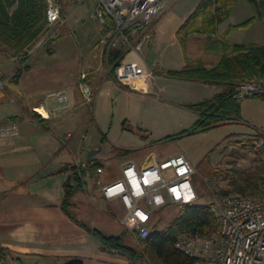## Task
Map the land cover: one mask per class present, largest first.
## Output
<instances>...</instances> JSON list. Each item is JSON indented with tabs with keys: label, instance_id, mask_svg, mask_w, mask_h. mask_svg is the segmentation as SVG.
Returning <instances> with one entry per match:
<instances>
[{
	"label": "crops",
	"instance_id": "0c3cea01",
	"mask_svg": "<svg viewBox=\"0 0 264 264\" xmlns=\"http://www.w3.org/2000/svg\"><path fill=\"white\" fill-rule=\"evenodd\" d=\"M83 1L80 5H73L71 14L68 12L66 16L65 25H68L71 33L53 38L47 50L35 51L24 67L11 57L0 56V82L4 83L0 87V123H17L14 133L0 138V246L4 249L0 264H65L72 258H80L84 264H129L130 257L126 253L104 248L93 233L70 219L61 207L64 183L71 173L67 167L74 165L75 159L84 153L89 127L95 124L101 134L108 135V131L102 129L95 110L107 101L114 104L120 96V105L124 106L123 98L131 99V94L127 95L130 92L138 93L144 100L155 97L154 91L163 92L165 88L187 93L185 99L182 95L178 99L171 98L173 105L187 109L186 104L210 98L223 89L222 85L179 79L164 73L183 68L188 59H196L188 56L186 42L182 44L177 37V30L193 5L183 10H179L180 6L174 7L173 13L177 12L175 19L178 22L171 32L170 44L159 39L163 24L160 21L168 10L154 21L152 37L144 49V59L155 77L147 85L134 87V84H129L124 87L119 86L106 69L109 53L102 45V25L94 16L97 0H89L85 7ZM77 12L79 14L74 22L68 24L70 15ZM232 14L233 9L229 17L219 23L218 31ZM243 21L230 22L229 26ZM223 28L224 33L228 28ZM78 32L79 38L76 37ZM169 50L171 54L166 55ZM205 53L198 55V58L204 60ZM214 61H217V57ZM20 67L22 69L13 78ZM82 74L86 77L82 78ZM82 83H87L94 92V100L88 109L84 105ZM57 90L68 92L71 101L68 109L62 108L52 96ZM190 96L193 98L189 99ZM128 105L134 109L138 107L136 102ZM240 105L242 116V100ZM44 109L48 111V116L41 113ZM53 110L56 114H52ZM35 112L46 119L45 126L36 120ZM193 112L197 119L198 113ZM123 120L122 125L127 117ZM85 125L81 138L76 139ZM128 126L127 129L132 130L139 125ZM258 130L264 132V129ZM70 132L72 136L65 141V136ZM72 143L74 145L71 147ZM110 145L111 150L112 147L130 150L117 144ZM130 154L116 153L119 163L115 166L120 170L117 178L121 177L122 166L127 162H134L144 170L170 158L150 156L138 161ZM106 174L104 168L103 175ZM110 181L113 180H104L103 184ZM97 199L113 201L115 205H121L125 213L124 204L119 198L104 199L100 189L93 187L75 193L72 210L77 218L107 234L125 233V238H133L121 223L123 216L114 211L109 214L97 209ZM105 216L115 218L114 222Z\"/></svg>",
	"mask_w": 264,
	"mask_h": 264
},
{
	"label": "rangeland",
	"instance_id": "374dc122",
	"mask_svg": "<svg viewBox=\"0 0 264 264\" xmlns=\"http://www.w3.org/2000/svg\"><path fill=\"white\" fill-rule=\"evenodd\" d=\"M51 1L58 3L61 7V18L65 20L62 25L60 22L49 23L47 20L42 32L22 51L26 54L21 52L22 54L16 56L13 51L0 45L1 57H11L20 66H23L24 64L21 60L25 56L28 57V60L35 51L39 49L47 50L53 38H56L60 34L66 35L71 33L68 25H65L67 22L66 16L69 13L71 14V7L73 5H80L83 0H47V8ZM88 1H83V7H85ZM199 1L178 0L173 6L171 5L172 7L168 9L167 14L160 21L163 24L161 33L159 32V39L170 44L171 32L174 25L178 22L175 19L177 12L173 13L174 7L180 6L179 10H183L184 7L193 5L190 14L187 16L188 18L196 9ZM233 2L234 8L232 7L233 14L230 20L221 26L220 31L217 29V33L212 36L213 38L222 36L224 31L223 27L229 28L230 22L234 23L240 21V19L243 21L253 16V6L248 0H234ZM242 2H246L247 4ZM78 14L77 12L76 14L70 15L68 24L73 23L75 16ZM185 20H183V23ZM76 37L79 38V32L76 34ZM209 38L205 33H191L186 38L185 45L188 56L190 58H198V55H203L206 52L205 44ZM226 38L231 42L238 43L264 42V24L261 20H254L247 26L231 28ZM203 49L204 52L202 51ZM167 54H171V50ZM205 54L204 61L207 63L210 62V65L215 63L214 59L216 55L214 52L208 51ZM111 65L109 67L107 66L106 69L111 70ZM108 72L112 75L111 71ZM256 83L264 84V80ZM128 94H131V99L123 98V102H125L124 106L120 105L122 100V96H120L114 104L107 101L95 110V114L97 112V119L101 120L100 124L102 129L106 132L108 131V135L103 136L99 132V128L94 126L95 124L91 125L85 137L86 151L84 150V153L79 155V158L84 159L86 157L85 154L89 150L98 148L100 152L95 154L94 158L102 164L105 172L108 174L98 176L95 174V171H90L92 174L90 178L86 179V186L83 189L93 187L99 189L104 180H115L119 176L120 170L115 166V164L119 163V159H116V152L111 150L110 143L130 149V157L138 161L141 158L150 156L167 158L183 153L196 166L193 183L198 193V198L195 201L197 204H208L210 202L212 195L210 186L215 185V183L209 181L211 177L208 175L211 174L208 173L212 172L214 174L215 182L224 191L229 190V193H236L232 187L233 180L237 179L243 172L254 169L257 164L260 165L262 163L261 165L263 166L264 144L261 145L259 143L261 132L258 129H264V99L248 96V98L242 99V116L239 120L233 119L228 123L221 124L208 131H193V125L196 120L193 110L188 107L185 109V106L180 107L172 104V97L176 99L182 95L184 98L187 95L184 91L180 92L177 89L175 91L171 88H165L163 92L154 91L155 97L145 98L144 100L141 99L142 96H139L138 93L130 92ZM93 98L94 92L90 101L86 102L84 98L85 108L88 109L94 100ZM192 98L193 96H190L189 99ZM130 102H136L138 105L137 109L128 105ZM41 113L44 116L49 115L47 110L45 112V109ZM125 117H127L126 123L122 125ZM128 125L139 126L137 129L135 127L132 130H128L127 128L130 127ZM85 127L86 125L77 134L76 139L81 138ZM144 134L149 135L145 136ZM101 137H104V140H101ZM73 145L72 143L71 147ZM73 149L75 150L77 148ZM95 202L97 203V209H103L102 211L104 212L113 214L114 211L120 216L124 214L123 207L121 205H115L113 201L104 202V200L97 199ZM180 211L181 205L169 204L156 213L154 224L156 223L159 229L166 228L175 220ZM106 218L110 222H114L115 220V218L109 216ZM126 242L130 245L139 246V243L130 236H127Z\"/></svg>",
	"mask_w": 264,
	"mask_h": 264
},
{
	"label": "built area",
	"instance_id": "2783aa9c",
	"mask_svg": "<svg viewBox=\"0 0 264 264\" xmlns=\"http://www.w3.org/2000/svg\"><path fill=\"white\" fill-rule=\"evenodd\" d=\"M176 0H97L94 12L103 28L102 45L108 53L122 47L121 56L111 64L113 79L119 86L147 85L154 72L144 59V49L152 37L154 21L165 13ZM49 23L65 21L61 18V7L51 1L47 8ZM60 25V26H61ZM86 75L82 74V78ZM0 82V87L3 86ZM85 101H90L93 92L87 83L81 84ZM264 93V84L243 82L236 86L234 98L242 100L254 94ZM64 109L70 107L68 92L57 90L52 93ZM52 114H56L53 110ZM15 121L0 123V138L16 131ZM71 137L68 133L64 140ZM259 143L264 144V132ZM74 165L85 180L90 178L87 160L76 158ZM196 169L183 154L161 161L157 166L140 169L134 162L122 166L121 177L104 183L100 191L104 199L119 198L125 208L121 218L123 226L140 243L150 235L156 213L169 204L195 203L198 193L193 183ZM95 174H104L103 166H97ZM209 179V178H208ZM208 203L218 221V231L204 238L189 233L180 234L175 247L194 264H264V194L250 196L225 193L215 182ZM129 264H152L145 256L130 258Z\"/></svg>",
	"mask_w": 264,
	"mask_h": 264
},
{
	"label": "trees",
	"instance_id": "16d2710c",
	"mask_svg": "<svg viewBox=\"0 0 264 264\" xmlns=\"http://www.w3.org/2000/svg\"><path fill=\"white\" fill-rule=\"evenodd\" d=\"M234 0H200L194 12L178 28L177 37L182 44L194 32L206 34L205 51H212L217 62L209 64L201 58L188 59L187 64L178 70L164 73L179 79L196 80L209 84L222 85L223 89L210 98L196 103L186 104V107L196 111L198 118L193 125V131H208L233 119L241 118L240 101L234 98L237 85L243 82H258L264 80V42L238 43L229 41L226 36L231 28L244 27L254 20H261L264 24V0H258L253 6L254 14L245 21L229 26L218 38L212 36L217 33L219 23L226 20L232 10ZM47 0H0V45L13 51L14 55L22 54L23 50L42 32L47 22ZM211 39V40H210ZM53 40V39H52ZM22 52V53H21ZM123 48H113L109 53V62L114 63L122 54ZM26 54V53H23ZM27 56L21 61L26 65ZM20 67L13 78L19 73ZM264 99V93L252 95ZM36 120L45 126V118L35 112ZM125 124V122H124ZM185 132H187L185 130ZM104 136V134H102ZM104 140V137H101ZM118 155L131 152L124 148L112 147ZM262 164V163H261ZM257 164L254 169L243 172L233 180V190L236 193L250 196L264 194V164ZM102 165L96 158L87 160V169L95 171ZM71 170L70 177L64 183V195L61 207L66 215L93 233L104 248L116 249L126 253L130 258L145 256L152 264H194L175 247L180 234L189 233L204 238L210 237L218 231V221L211 212L208 204L190 203L181 205V211L175 220L166 228L159 229L156 223L152 226L150 235L134 246L126 242L125 233L114 235L92 228L79 220L72 210V199L78 190L86 186L84 173L75 165L67 167ZM92 174V173H91ZM209 177L214 174L208 173ZM229 193V190H225ZM4 249L0 246V259ZM65 264H84L80 258H72Z\"/></svg>",
	"mask_w": 264,
	"mask_h": 264
},
{
	"label": "water",
	"instance_id": "95a60500",
	"mask_svg": "<svg viewBox=\"0 0 264 264\" xmlns=\"http://www.w3.org/2000/svg\"><path fill=\"white\" fill-rule=\"evenodd\" d=\"M256 5H258L259 1L258 0H252ZM99 149L98 148H95V149H91L89 150L88 154H87V157L86 159L89 160L91 159L92 157H94V155L96 153H98Z\"/></svg>",
	"mask_w": 264,
	"mask_h": 264
}]
</instances>
